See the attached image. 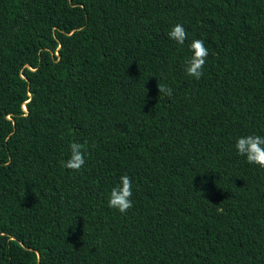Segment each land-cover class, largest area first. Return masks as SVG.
Segmentation results:
<instances>
[{"label":"trees","instance_id":"obj_1","mask_svg":"<svg viewBox=\"0 0 264 264\" xmlns=\"http://www.w3.org/2000/svg\"><path fill=\"white\" fill-rule=\"evenodd\" d=\"M249 134L264 0H0V264H264V168L235 149Z\"/></svg>","mask_w":264,"mask_h":264},{"label":"clouds","instance_id":"obj_2","mask_svg":"<svg viewBox=\"0 0 264 264\" xmlns=\"http://www.w3.org/2000/svg\"><path fill=\"white\" fill-rule=\"evenodd\" d=\"M170 39L183 45L188 37V33L182 24L174 25L168 33ZM192 56L187 61L186 73L195 79H200L203 75L204 67L209 55V50L202 39H195L190 45ZM160 95L171 96L170 87L159 85ZM235 149L240 156L246 158L249 164L264 168V136L249 134L239 137L235 142ZM70 156L63 161V166L72 171H79L86 163V144L73 142L69 145ZM7 166V165H5ZM133 184L132 179L127 174L119 178V183L115 185L109 194L108 206L126 213L133 207Z\"/></svg>","mask_w":264,"mask_h":264}]
</instances>
